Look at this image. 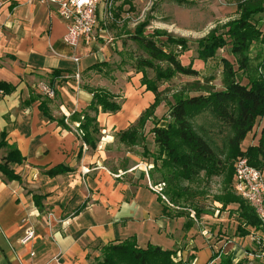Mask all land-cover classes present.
<instances>
[{"label":"crops","instance_id":"obj_1","mask_svg":"<svg viewBox=\"0 0 264 264\" xmlns=\"http://www.w3.org/2000/svg\"><path fill=\"white\" fill-rule=\"evenodd\" d=\"M65 32L54 9L39 0H0V82L10 87L0 93V132L24 159L8 165L19 180L0 172V264H88L100 246L132 236L140 248L152 244L176 251L185 264L215 262L228 253L238 260L251 250L249 236L215 238L211 228H200L195 221L204 240L200 244L181 230V218L163 210L167 206L151 188L156 185L151 162L141 161L115 139L153 101L137 103L95 85L101 74L95 67L104 60L88 55L92 40H80L76 49L66 46ZM123 72L120 78L110 71L108 78L115 75L114 83L126 92L133 89V74ZM44 82L55 91L54 98L39 92ZM135 86L148 94L141 83ZM90 88L108 91L120 105L116 113L96 114L99 130L93 147L76 134L81 111L91 101ZM43 102L49 118L40 112ZM145 143L133 147L145 152ZM7 151L1 148L0 158ZM59 166L62 172L48 174ZM155 203L162 207L159 214L152 209ZM29 226L34 237L21 245L18 239ZM227 240L231 243L225 244Z\"/></svg>","mask_w":264,"mask_h":264},{"label":"trees","instance_id":"obj_2","mask_svg":"<svg viewBox=\"0 0 264 264\" xmlns=\"http://www.w3.org/2000/svg\"><path fill=\"white\" fill-rule=\"evenodd\" d=\"M263 11V0L244 1L241 6V17L228 25L225 35L230 44L229 51L236 58L237 67L235 69L229 61L221 60L222 88L220 90L198 88L195 91L197 94L176 96L169 104L166 114L159 120L154 119V110L159 105L154 83L144 80V70L152 69L157 80H167L175 74L197 76L198 72L191 64H181L171 49V43L181 46L183 42L180 40L172 41L167 37L163 39L159 32L145 36L143 24L132 31L131 40L145 55V59L132 66V69L141 74V86L154 95V100L133 125L118 133V140L129 147L140 144L145 139L141 136L140 130L147 121H153L151 134L157 156L152 160V169H156L159 174V182L155 184H165L170 201L186 195L188 188L182 187L184 182H193L201 176L206 180L226 172L230 181L233 176L232 162L238 157H245L249 165L258 170L264 169V128L260 130L256 144L247 146L245 150L241 149V143L251 132L256 120L264 119V57L255 67V72L258 73L256 78L246 75L243 82L242 78L237 77L240 68L246 67L245 56L249 46L259 41L264 44V34L252 22L254 16ZM214 39L218 38L210 41L207 39L203 50L197 55L199 60L205 62L212 58L215 50ZM161 63L166 66L163 70L158 69V64ZM52 72L59 75L61 70ZM9 90L7 84L0 82L2 93ZM89 92L91 101L87 108L81 111L79 129L83 133L82 141L93 147L99 130L96 114L99 111L116 113L120 105L116 101V96L104 89L90 88ZM39 108L41 114L48 117L46 103L40 104ZM57 123L66 128L62 119ZM4 138V133L0 132V149L3 147L8 149L6 155L0 158V172L8 180H19L8 165L21 164L24 159L13 146L6 144ZM62 171L63 168L59 166L50 170L48 174L56 175ZM33 198L37 199L36 196ZM239 199L241 203L238 208L236 235L247 237L256 232L261 234L260 223L253 209L244 200ZM163 210L168 211L167 207ZM176 253L152 244L140 248L132 236L100 246L99 255L89 259L88 264H185L182 261H175ZM212 259L207 264L248 263L245 258L233 263L232 257L227 254L222 255L218 261L212 262Z\"/></svg>","mask_w":264,"mask_h":264},{"label":"rangeland","instance_id":"obj_3","mask_svg":"<svg viewBox=\"0 0 264 264\" xmlns=\"http://www.w3.org/2000/svg\"><path fill=\"white\" fill-rule=\"evenodd\" d=\"M244 1L256 0H117L107 14L99 9L102 11H97V26L93 31L91 47L86 46L90 58L104 60L102 62L104 65L95 67V70L101 74L99 78L94 80V84L101 87L108 86L114 92L118 91L119 97L130 98L137 103L140 101L143 103L149 101L150 103L154 100V95L151 92L147 91L148 94L142 95L136 89L137 86L135 85L141 82V74L135 73L132 69V66L145 59L144 53L139 51L134 41L131 40L132 31L143 24L142 30L145 36L159 32L163 39L167 37L172 41L180 40L183 42L181 46L171 43V49L176 53L181 64H191L198 72L197 76L175 74L167 80H157L152 69L144 70V80L154 83L156 98L159 101V105L154 110L155 120H159L166 114L173 98L180 94L194 95L197 94L195 91L198 88L220 90L222 88L221 60L229 61L235 69L237 67L236 58L229 51L230 44L225 32L228 25L241 17V6ZM252 22L264 34V11L256 14ZM213 38L218 39H214L215 50L212 58L205 62L199 60L197 58L198 53L203 50L207 39L210 41ZM219 44L222 45L219 46ZM245 57L246 65L244 66L246 67L240 68L237 73V77L242 78L243 82H245L246 75L253 78L258 76L255 67L263 60L264 44L260 41L252 43ZM158 66L159 70L166 67L162 63ZM125 69L133 74L131 77L133 78V89H127L126 92L122 90L121 86H118V83H114L117 77H123V70ZM110 71L117 77L113 75L114 79H109ZM160 124L163 123L160 122ZM152 127L153 121L149 120L140 130L141 136L145 138L143 144L146 142L147 149L145 152L141 146H128L127 150L133 155L135 154L141 161H145V159L146 162L150 161L153 168L152 160L157 156V153H155L156 148L151 134ZM262 128H264V119H257L251 132L245 136L241 143L242 150H245L249 145L256 144ZM115 139H118V133ZM234 161L232 162V170ZM156 171V169H151L154 183L159 182V174ZM160 184H162L161 194L158 195L161 197L162 203L167 206L169 215L182 214L178 216L182 219L180 227L183 232L188 233L189 239L193 237L198 243H204L195 221L200 222L198 225L200 228L202 226L211 228L215 238H218L217 235L230 238L236 235L237 219L239 218L238 208L241 200L234 192L233 176L228 181V173L223 172L206 180L201 176L193 182H184L182 187L187 186L188 188L186 195L171 201L165 184ZM158 203H155L152 209L159 214L162 207ZM217 228L218 232L216 233ZM177 255L180 254L176 253ZM227 255L231 256L230 253ZM178 258V256L175 257L176 262L180 261ZM241 259L244 257L232 261L238 263ZM245 264L256 263L248 261Z\"/></svg>","mask_w":264,"mask_h":264},{"label":"built area","instance_id":"obj_4","mask_svg":"<svg viewBox=\"0 0 264 264\" xmlns=\"http://www.w3.org/2000/svg\"><path fill=\"white\" fill-rule=\"evenodd\" d=\"M30 2L32 0H23ZM40 3L54 9L58 18L65 25L63 43L76 49L79 41L89 42L93 40V31L97 26V11L102 8L107 14L117 0H39ZM75 62L77 58H72ZM39 92L47 98H54V90L45 83L38 85ZM0 93H2L0 91ZM78 137H82V132L76 131ZM162 184L154 185L152 188L157 194H161ZM233 189L235 194L244 200L252 209L260 223L261 234L253 233L249 235L252 249L244 250L242 257L247 261H254L256 264H264V171L258 170L249 165L245 157H238L233 164ZM206 236L204 230L200 232ZM35 231L29 226L18 239L19 244L24 245L34 237ZM229 240L225 244H230ZM236 258V257H235ZM240 259V258H239ZM238 259V260H239Z\"/></svg>","mask_w":264,"mask_h":264}]
</instances>
